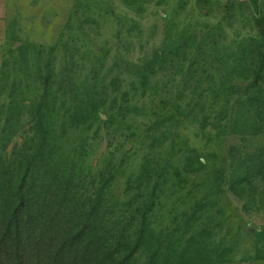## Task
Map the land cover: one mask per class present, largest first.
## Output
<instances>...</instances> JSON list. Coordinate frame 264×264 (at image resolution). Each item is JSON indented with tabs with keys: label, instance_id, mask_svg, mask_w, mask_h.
Masks as SVG:
<instances>
[{
	"label": "rangeland",
	"instance_id": "374dc122",
	"mask_svg": "<svg viewBox=\"0 0 264 264\" xmlns=\"http://www.w3.org/2000/svg\"><path fill=\"white\" fill-rule=\"evenodd\" d=\"M0 163L131 264H264V0H0Z\"/></svg>",
	"mask_w": 264,
	"mask_h": 264
},
{
	"label": "trees",
	"instance_id": "16d2710c",
	"mask_svg": "<svg viewBox=\"0 0 264 264\" xmlns=\"http://www.w3.org/2000/svg\"><path fill=\"white\" fill-rule=\"evenodd\" d=\"M23 162H20V166ZM27 167V161L24 163ZM5 164L0 163V201L6 202L1 195L2 171ZM8 174L11 175L13 190L14 184L21 185L20 196L12 191V195L19 198V202L5 204L6 211H0V264H131L135 249L143 241L141 230L138 240L128 244L125 249L121 241L110 242L109 236L103 244L100 239H93L92 246H84L75 235L69 234L60 228L45 231L41 220L40 210L36 208L33 197L24 190L27 182V169L24 171L8 165ZM24 173V174H23ZM37 217V222H35ZM137 224V223H136ZM137 228V226H136ZM135 228V229H136ZM94 230V225L93 228ZM139 230V228H137ZM79 234L77 233V237ZM140 241V242H138ZM87 243V242H86ZM123 249V250H122ZM91 250V251H90ZM132 253V254H131ZM146 264H155L153 258Z\"/></svg>",
	"mask_w": 264,
	"mask_h": 264
}]
</instances>
